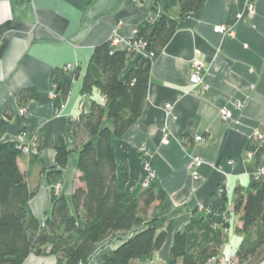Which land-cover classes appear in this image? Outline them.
<instances>
[{"label": "crops", "instance_id": "obj_1", "mask_svg": "<svg viewBox=\"0 0 264 264\" xmlns=\"http://www.w3.org/2000/svg\"><path fill=\"white\" fill-rule=\"evenodd\" d=\"M162 6L161 0H0V120L6 121L0 141L23 135L30 153L41 159L30 166L29 154L19 158L36 190L28 208L39 220L49 216L53 195L69 200L81 184L76 152L58 177L51 169L56 138L70 142L68 125L89 105L82 80L93 48L118 35L113 47L127 51V73L138 59L150 56L141 50L129 53L137 25L158 18ZM219 24L234 34L214 32ZM194 59L203 64L205 91L190 83ZM68 64L77 66L79 75L66 99L52 96L51 74ZM23 89H33L35 96L20 104L17 97ZM91 96L101 98L98 90ZM167 103L172 105V117L164 109ZM21 107L26 108L23 116L18 113ZM224 107L231 113L228 120L221 118ZM164 135L169 138L166 143ZM196 135L205 140L195 141ZM112 145L118 179L126 180L129 193L142 191L149 165L155 173L152 182L166 195L150 211L158 219L157 231L166 232V241L146 261L135 260L137 264H167L174 235L192 218L202 214L223 218L227 205L233 206L236 189L245 192L257 184L264 190V0H206L196 13L179 20L172 39L152 59L140 118ZM191 156L204 161L197 179L187 171ZM239 217L235 211L231 217L235 251L241 240ZM131 234H115L117 242L102 253ZM228 251L226 242L221 252ZM46 261L31 254L24 264Z\"/></svg>", "mask_w": 264, "mask_h": 264}, {"label": "trees", "instance_id": "obj_2", "mask_svg": "<svg viewBox=\"0 0 264 264\" xmlns=\"http://www.w3.org/2000/svg\"><path fill=\"white\" fill-rule=\"evenodd\" d=\"M161 1L160 16L140 22L131 37L152 57L138 59L137 65L124 74L127 51L114 48L111 39L93 48L82 80L89 105L68 125L70 142L62 136L56 138L51 169L58 177L69 155L76 152L81 184L69 200L53 195L49 216L43 221L28 208L36 190L19 166L24 154L15 141H0V264H24L31 254L51 257L44 264H91L98 249L117 233L132 234L114 250L99 253L96 264H130L164 245L166 232H158V219L150 216L151 209L165 201L164 191L151 182L139 194L129 193L126 180L118 179L112 145L113 139L122 137L142 114L152 59L172 39L179 20L196 13L206 0ZM134 52L129 49V53ZM78 75L77 66L55 69L52 90L66 99ZM93 90H98L101 98H92ZM34 96L33 89H23L17 100L24 104ZM9 114L6 109L5 117ZM5 128V119L0 120V138ZM28 157L30 166L34 160L41 162L32 152ZM233 208L240 213L241 240L236 255L242 264L264 248V190L257 184L245 192L236 189ZM226 228L223 218L212 214L192 218L174 235L167 264H206L211 257L223 254Z\"/></svg>", "mask_w": 264, "mask_h": 264}, {"label": "built area", "instance_id": "obj_3", "mask_svg": "<svg viewBox=\"0 0 264 264\" xmlns=\"http://www.w3.org/2000/svg\"><path fill=\"white\" fill-rule=\"evenodd\" d=\"M249 8L251 10L252 6H249ZM213 31L216 33L223 34L225 36H232L234 34V31L224 24L215 25L213 27ZM111 40H112V46L116 45L119 42L118 35H115ZM140 44H141L140 42H132L131 41L129 44V49L133 48L135 50H137V49L140 50L141 49V48H139ZM149 55L152 56V54H149ZM73 67H74L73 65L68 64V65H65L63 68L65 70H71V69H73ZM190 83L194 84V85H201L203 91H205L207 89V85L205 84V81H204V67H203V64L201 63V61H199L197 59H194L191 63ZM55 94L56 93L54 92V90H52L51 95L55 96ZM164 109H165L166 114L168 116H173L171 113V109H172L171 104H168V103L165 104ZM18 113H19V115L23 116L26 113V108L21 107L19 109ZM220 114H221V118L223 120H228L231 117L230 111L225 107L220 109ZM168 139H169L168 135H164V137L162 138V141L164 143H166V142H168ZM194 140L197 142H202L205 139L201 135H196V136H194ZM15 142L20 147V149L24 155H28L30 153V146L24 145V138L21 135L17 137ZM249 156H251V153H249ZM203 163H204V161L199 157H194V156L189 157L188 163H187V171L193 179L198 178V176H199L198 170L203 165ZM260 173H262V171L258 172V174L256 175V179L259 178ZM154 176H155L154 171L148 165L147 166V177L142 180V183H141L142 187L143 188L148 187L150 185V183L152 182ZM230 208H231L230 205H227L226 211H228ZM198 210L200 212L204 211V209L202 207H199ZM223 219L225 220V223H227V225L230 226L231 216L228 215L227 212H226V214H224ZM225 231H226V234L228 236H230V227L227 228ZM227 244H228V248H229V251H228L229 253L219 254L217 256H213L207 261L206 264H241L239 262L238 258L234 257L235 249L232 246L231 240H229L227 242Z\"/></svg>", "mask_w": 264, "mask_h": 264}, {"label": "rangeland", "instance_id": "obj_4", "mask_svg": "<svg viewBox=\"0 0 264 264\" xmlns=\"http://www.w3.org/2000/svg\"><path fill=\"white\" fill-rule=\"evenodd\" d=\"M135 42H140V41H135ZM141 43V42H140ZM142 47V44H140V46H139V48H141ZM138 50V49H137ZM152 57V56H151ZM56 95V94H55ZM25 115V114H24ZM23 136V135H22ZM24 145L25 146H27L28 144L27 143H25L24 142ZM29 146V145H28ZM30 150H31V147H30ZM22 152V151H21ZM60 188V184L58 183V184H56L55 185V187H54V191L55 192H57V190ZM228 205H230V204H228ZM230 209L228 210V211H226V209H225V211L228 213V215H230L231 217H232V214H233V212H234V208H233V206H231L230 205ZM226 212H224V214H226ZM223 221H224V223H225V220L223 219ZM227 224V223H226ZM230 226H231V224H230ZM230 226H228V228L230 227ZM227 229V228H226ZM117 235V234H116ZM116 235L115 234H113L112 236H111V238H109L108 239V241H105L106 243L104 244V245H102L101 247H100V249H98V251H100V252H96L97 253V255L99 254V253H102V251H104V247H108V246H112V245H114L116 242H117V240H116ZM225 235H226V242H228L229 240H231L230 239V236H228L227 234H226V231H225ZM116 248V247H115ZM114 248V249H115ZM113 249V250H114ZM108 251V250H107ZM236 251H237V249H236ZM236 251L234 252V257L236 258L237 257V255H236ZM106 252V251H105ZM229 253V252H228ZM96 254L95 255H93L94 257H92V259H91V261H90V263L91 264H96V262L98 261V256H97ZM42 258H44V259H47L48 261H51L52 259L48 256V257H42ZM147 257H143V258H141V259H138V260H142V262H144V261H146L147 259H146ZM96 261V262H95ZM135 260H132L131 262H130V264H137L136 262H134ZM47 262V261H46ZM145 264H147V263H145Z\"/></svg>", "mask_w": 264, "mask_h": 264}, {"label": "water", "instance_id": "obj_5", "mask_svg": "<svg viewBox=\"0 0 264 264\" xmlns=\"http://www.w3.org/2000/svg\"><path fill=\"white\" fill-rule=\"evenodd\" d=\"M264 259V248L254 257L250 258L242 264H260Z\"/></svg>", "mask_w": 264, "mask_h": 264}, {"label": "bare ground", "instance_id": "obj_6", "mask_svg": "<svg viewBox=\"0 0 264 264\" xmlns=\"http://www.w3.org/2000/svg\"><path fill=\"white\" fill-rule=\"evenodd\" d=\"M113 37H114V36H113ZM113 37H112V38H113ZM112 38H111V39H112ZM171 117H172V116H171Z\"/></svg>", "mask_w": 264, "mask_h": 264}]
</instances>
